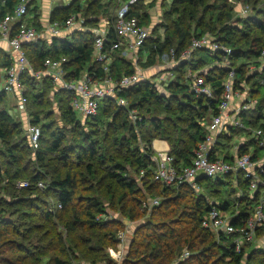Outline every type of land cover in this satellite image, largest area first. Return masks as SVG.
<instances>
[{"label":"trees","instance_id":"obj_1","mask_svg":"<svg viewBox=\"0 0 264 264\" xmlns=\"http://www.w3.org/2000/svg\"><path fill=\"white\" fill-rule=\"evenodd\" d=\"M20 1L22 0H0V19L7 14H13ZM142 1L144 0H137L132 13L148 26L151 24L150 14L139 10ZM156 1L153 0L149 7L154 8ZM207 1L173 0L170 10L165 13L163 35H152L155 31V26L153 27V33L141 49V54L146 51L149 56L140 64L146 68L152 67L171 49L180 53L191 44L194 37L210 34L211 30L217 29L220 25L217 32L211 35L233 50L229 63L231 67L237 69L234 90L243 92L249 87V94L258 100L256 108L243 112L240 116L243 117L246 125L264 129V97L261 96V89L264 87V82L261 80L264 75L257 71L250 72L247 66L256 61L264 49V10L241 18L235 16L234 8L225 3L226 0H217L213 4H208ZM245 1L257 3L261 0ZM116 6H118L116 0H86L84 4H81V0H72L68 6L54 8L50 18L53 21L63 20L80 13L85 19L84 24L93 26L100 17L112 15ZM28 8L29 12L22 20L38 12L36 1L29 2ZM215 10L219 11L217 16ZM173 15H177L175 20L172 19ZM171 20L173 23L169 25L168 22ZM193 24L195 28L192 27ZM30 25H34L37 29L41 28L40 23L33 20ZM92 36L90 30L74 31L66 37L43 39L29 44L25 49L35 70H43L47 58L59 60L66 58L64 69L67 76L78 79L86 70L93 69ZM110 36L111 40L114 39V31H111ZM222 58L206 50L199 51L198 58L192 63H181L173 69L175 77L166 83L164 91L158 90L153 82V76L128 91L119 93L130 102L132 108L141 110L136 121L132 120L126 109L108 98L101 102L95 117L81 119L73 109L72 93L56 90L47 76L38 82L32 73L26 72L22 76V85L27 104L31 99V87L35 89L39 83L42 86L49 85L56 90L58 111L67 124L75 128L81 125L94 127L98 124L100 127L101 123L107 121L106 128L110 129L103 134L104 138L99 140V146L94 135L87 130H82L78 135L77 138L81 142L67 141L63 130L49 131L39 126L40 117L44 113L42 107L48 104L45 100L47 90L42 89L34 94V111L32 110L31 115L33 124L41 129L39 148L33 149L28 135L24 132L20 142L6 144L4 151L0 152V179L12 185L5 194L0 195V264H72L70 260L61 257L69 251L73 252V255L79 251L91 264L103 261L113 264L108 257L107 248L117 246L119 239L115 234H110L108 237L103 230L113 227L119 232L123 222L119 219L97 220L95 213L104 216L108 211L105 204L96 197L82 196L87 203L85 211L87 220H82L77 211L76 197L79 187L85 185L87 191L95 189L92 178L95 176L94 161L99 162L104 170V175L96 185H99V188L106 186L107 191L112 195L120 192V200L130 196L135 200V206H142L146 198L143 199V193V196H140L141 184L146 185L148 193L157 195L158 188H161L162 193L165 194H162L160 205L152 208L151 217L143 228L148 231L143 234L141 241L137 243L134 240L130 241L123 264H264V228L258 231L257 242L245 246L238 253L228 244L226 236H222L221 241L218 242L215 234L202 226L211 205L236 214L232 221L234 225H242L243 221L252 214L261 191L251 194L249 181L242 174L238 177L229 175L217 180L202 177L198 182L203 192L195 191L186 183L167 187L154 179L157 166V162L153 160L155 139L160 138L169 144L168 153L173 158L172 164L178 171L192 166L195 150L208 133L202 121L215 113L223 93L224 80L228 76V67L215 64ZM241 59L249 62H240ZM250 60L254 61L250 62ZM11 63L10 54L0 49V68L10 67ZM204 67H208V71L203 75L211 84L217 100L198 96L191 88L190 79L186 77L189 68L197 72ZM112 69L116 80H119L123 74L135 71L132 61L117 55ZM98 73H102V70L98 69ZM7 96L5 91H0V103L7 99ZM160 104L167 113L164 119L152 110V106L158 107ZM145 107L147 109L142 113V108ZM120 131L123 133L122 136L119 135ZM243 131L234 130L230 135H222L220 143L213 150L212 158L214 159L217 151L226 142L245 133L248 139L236 145L237 154L253 152L255 161L261 159L262 149L249 137L248 132ZM22 132L21 121H16L8 110L0 109V140L11 143L12 139L22 135ZM109 132L113 133L110 138ZM94 133L96 134L97 131L94 130ZM185 135L188 138H185ZM23 147L34 150V160L40 168L27 178L28 187L17 188V182L29 172L27 166H22ZM123 148L126 149V156L123 158L126 163L120 162L117 160L118 156L112 154L116 150L121 154ZM109 154L112 155L107 157ZM73 155L78 162L76 168ZM220 156L226 161L233 159L228 153ZM84 159H89L90 162L86 165L85 171L80 168ZM54 162L60 163L62 169L56 167L55 172L49 171L48 167ZM125 164H129L133 172L141 176L139 179L141 184L132 177V170ZM257 171L259 172L260 168ZM48 177L50 179H47ZM104 180L113 181L117 185L114 186L111 182L110 186L104 185ZM39 182H42L44 187L40 188ZM232 185L236 190L234 204L227 200L210 199L211 195H217ZM26 192L28 194L22 195ZM169 193L174 195L168 196ZM59 204L62 208H58ZM51 207H54V210H51ZM134 210L135 208L130 210L128 218L131 220L137 217L133 214ZM67 211L71 213V217L64 221L63 212ZM15 216L17 219L12 220ZM35 219L38 222H34ZM94 231L99 233L95 234ZM65 232L70 237L69 242L64 237ZM86 244H93V247H85ZM184 252H189V256L182 258ZM50 253L52 254L49 261L43 263V258Z\"/></svg>","mask_w":264,"mask_h":264},{"label":"built area","instance_id":"obj_2","mask_svg":"<svg viewBox=\"0 0 264 264\" xmlns=\"http://www.w3.org/2000/svg\"><path fill=\"white\" fill-rule=\"evenodd\" d=\"M32 1L37 3L39 0H22L15 7L13 14H7L0 19V39L10 44L9 54L12 62L10 67L4 68L5 76L2 90L7 94L15 93L18 96L17 109L26 111L27 97L22 85V76L26 72H30L38 82L47 76L57 90L72 93L74 95L73 109L81 113L83 117H95L99 112L101 102L108 98L121 108L126 109L132 120L136 121L138 118L137 110L132 108L130 102L119 93L126 92L141 81L149 79L144 75L143 69L140 68V62L146 61L149 56L146 51L141 54V49L150 38L152 29L144 25L139 17L132 13L137 0H116L118 6L114 10V14L106 18L100 17L93 26H86L84 24L85 19L80 13L63 20L54 21L51 20V13H49L45 16V23L41 31L34 25H30L27 20H22L29 12L28 3ZM70 3L71 1H68L67 6ZM247 13L248 11L245 10L244 15ZM81 30H90L93 34L91 65L93 69L91 71L86 70L78 79L69 78L64 69L66 58L60 60L47 58L43 70L34 69L26 53L27 45L43 39L66 37L74 31ZM111 31H114L115 34L112 40ZM202 50H206L212 55L222 56L225 62L221 66L229 68L228 76L223 83V93L219 104L215 113L213 112L210 118L205 119L202 123L206 126L208 133L205 140L195 150L192 166L178 171L172 164L173 158L169 155V151L161 152L154 179L167 187L186 183L197 192H203L201 184L198 182L202 177L217 180L229 175L238 177L239 174H242L245 179H248L251 194L258 191L261 193L254 211L243 221L242 225L233 224L232 221L236 214L228 215L229 212L220 210L215 205L210 206V210L202 222L205 229H209L215 234L218 242L221 241L222 236H226L228 244L240 253L245 246L257 242L258 231L264 228V155L255 161L253 152L238 155L237 146L235 152L230 154L233 157L232 161H226L223 156L219 155L218 151L213 159L212 153L220 143V137L230 135L234 130L248 132L249 137L255 140L261 149H264V129L246 125L243 117L240 116L243 112H249L256 108L258 100L249 94V87H246L243 92L234 90L237 69L231 67L229 63V58L233 53L232 48L208 35L194 37L190 47L180 53L171 49L169 53L162 56L161 59L170 60L167 64V67H170V71L167 72L169 75L154 78L153 82L156 86L161 84L164 88L166 83L175 77L173 69L181 63H192L195 52ZM116 55L132 61L135 67L134 72L123 74L119 80L115 79L112 71ZM256 62L253 67H248L250 72L257 71L264 75V49ZM98 69H101L102 73L99 74ZM207 71L208 67L197 72L189 68L188 74L191 75L188 78L191 88L198 96L217 100L211 84L206 81L203 75ZM261 82H264V77ZM26 133L33 149H38L41 139L40 127L28 123ZM259 168L260 171L258 172ZM18 186L28 187L29 183L27 181L18 182ZM38 186L44 187V184L39 182ZM160 203V199L154 198L150 202H145L144 207L147 208L149 205L154 207ZM58 208H62V205L59 204ZM119 238L121 249L112 252L116 257L123 255L122 252L128 237L124 231H121ZM189 254V252H184L182 258L189 256Z\"/></svg>","mask_w":264,"mask_h":264},{"label":"rangeland","instance_id":"obj_3","mask_svg":"<svg viewBox=\"0 0 264 264\" xmlns=\"http://www.w3.org/2000/svg\"><path fill=\"white\" fill-rule=\"evenodd\" d=\"M153 0H144L141 2L140 8L139 10L144 13V12H148L150 14V17L152 18L153 24H155V31L152 35L154 36H162L164 31H165V21H164V17H165V13L167 10H170L171 5L173 0H157L155 7L154 8H150L149 4L152 2ZM84 2H86V0H81V4H84ZM217 0H208L207 3L208 4H213L216 3ZM224 3V2H223ZM225 3H228V5L230 7L234 8V13L236 14V17H241L244 18L246 15L248 14H252L256 11H262L264 10V0H261L259 2H255V1H251L250 3L246 2L245 0H226ZM222 4V3H221ZM117 7V6H116ZM115 10V9H114ZM114 10L113 13L114 14ZM202 10V9H201ZM247 10L248 13L246 15H244V11ZM219 14L218 10H215V16H217ZM103 17H107V16H103ZM177 18V15H173L172 19L175 20ZM208 18V16H207ZM262 18V17H261ZM169 25H171L173 23V21L171 20L170 22H168ZM215 24V23H214ZM242 26V25H241ZM193 28H195V24H193L192 26ZM220 28V25L217 26V29H213L210 31V34L208 33L207 35L210 36L211 38H213V33L217 32V30ZM194 31V29H193ZM212 34V35H211ZM214 39V38H213ZM191 45V44H190ZM190 45L188 47H190ZM187 47V48H188ZM199 56V51L195 52V55L193 57L194 60H196ZM254 61V60H250ZM257 61V60H256ZM247 64V66H254L255 62ZM170 62V60L167 59H159L156 63V70L157 73L154 74V78H161L162 76H168L167 72L169 70L170 67H167V64ZM223 62H225V59L222 58L221 61H216L215 64L221 65L223 64ZM240 62H249V60L245 61V59H241ZM165 65V67H164ZM161 67V69H160ZM163 67V68H162ZM140 68L143 69L144 71V75H148V72L151 71L153 67H144L142 64H140ZM207 68V67H204ZM204 68H202L201 70H204ZM148 71V72H147ZM191 74L186 73V77H190ZM54 86V85H53ZM159 91H164L163 86L160 84L157 86ZM32 88V87H31ZM30 88V95H31V99L29 101V103L27 104L26 107V111H25V118L23 117L22 113H18L17 111H15V106H16V100L11 98L10 96H12V93L8 94L9 96H7V99L5 98L3 100L2 103H0V109H6L9 111V113L11 114V116L16 120V121H21L22 123V127H23V132L22 135H20L19 137H16L14 139H12L11 143H4L0 140V152L4 151L6 144L7 145H11L13 144V142H20V138H22V136H24V132L27 131V125L28 123H32V110L33 109V105H34V100H33V96L35 93L39 92L42 89H46L47 90V94L45 96V100L48 102L47 105H45L44 107H42L43 110V115L40 117V122L38 123L39 126L43 127V129L47 128V130L51 131L52 129H60L63 130L64 133L66 134V140L70 141V142H81V140H79L77 137L80 134V132L82 130H87L90 132L91 135H94V139L97 140V145L99 146V140L101 141L104 136L103 134L110 129L109 127L106 128V123L107 121H105L104 123H101L100 127L99 124L96 126H92V127H86L84 125H81L79 127H74L73 125L67 124L65 122V120H63L60 117L59 111H58V105H57V100H58V96L56 95V88L54 86V89L52 86L46 85V86H42L41 83L37 84L35 86V89H31ZM0 91H2V85L0 86ZM4 91V90H3ZM261 96L264 97V87H262L261 89ZM152 110L156 115H159L161 118H165V116L167 115L165 108L162 104L158 105V107H154L152 106ZM146 107L142 108V113H144L146 111ZM137 110V109H136ZM140 113L141 110L139 109ZM139 111L137 110V113H139ZM77 116L81 119H83V115L79 112H77ZM210 117H208L209 119ZM203 123V121H202ZM100 129V130H99ZM92 130V131H91ZM94 130L97 131V133H94ZM244 132V131H243ZM27 134V133H25ZM112 132H109V138L112 136ZM121 134V136L123 135L122 131L119 132V135ZM28 135V134H27ZM125 137V136H123ZM185 138H188L187 135H185ZM248 139V136L245 133H242V135H237L235 136V138H233L231 141L226 142L225 145H223V147H220V149L218 150L219 155L221 154H233L235 152V147L237 145V143H240L242 141L246 142V140ZM155 140H160V141H164L162 139H155ZM154 140V141H155ZM110 141V140H108ZM107 141V143H108ZM28 144V143H27ZM109 144V143H108ZM168 144V143H167ZM169 145V144H168ZM170 149V146H169ZM154 153H153V160L156 161L158 163V160H160V154L161 152H165V151H161V150H157L153 147ZM169 151V150H168ZM24 156V162L22 166H27L29 168V172L26 176H24L22 179H20L21 181L18 182H25V181H29L27 178L33 174V172H37L38 169L40 168L39 165L35 162L34 160V150H31L30 148L28 149H24L23 147V152L21 153ZM112 154L117 155V160H119L120 162L122 161L123 163H126L125 161H123V158L126 156V149L123 148V150L121 151V154L118 152V150H116V152H113ZM112 154L107 155V157L111 156ZM262 154L264 155V149H262ZM73 163L75 168L77 167L78 162H76L75 157L73 155ZM90 163L89 159H84L83 161V165L80 166V168H82L84 171L86 170V165ZM94 169H95V176L93 178L94 180V184H95V189L93 191H87L85 189V185H81L79 187L78 193H77V199H76V203H77V211L79 213V216L81 217L82 220H87L86 218V214L85 211L87 210L86 208V201L84 200V198L82 199V196L86 197H96L98 198L100 201H102L108 211L107 215L102 216V214H96V219L97 220H113V219H119L123 222L122 224V229L119 231H124V233L127 235V240H126V245H124V249H123V255L121 257H116L114 256V253H112L113 251H117L120 250L121 248L119 247L120 244V238H119V232H116L115 228L113 227H109L106 231L103 230L104 233L107 234L108 237H110V234H115L117 235L118 239H119V244L115 247H109L107 248V253H108V257L113 261H111L113 264H123V260L126 257V251L128 250L127 246H129L130 241L134 240L136 243L141 241L140 239H142L143 234H145L148 230H144V226L146 225V223L148 222V219H150L151 215L150 213L152 212V206H148L147 208L144 207V203L145 202H150V200H152L153 198H158L160 200H162L163 196H162V190L161 188H158L157 190V195H153L151 193H148L146 190V185H142L141 181L139 180L141 176H138L136 172H133L134 170H132L131 166L129 164H125L127 165V167H129L132 170V177L135 178L136 180L139 181V183L141 184L142 190L140 193V196L143 193V199L146 198V200L141 204L142 206H135V200H133L132 197L128 196L126 198H124L123 200H120L119 195L120 192H116L114 195L111 194V192L107 191V187H101L99 188V185H96L100 178H102V176L104 175V170L102 169V167L99 165V162L94 161ZM56 167L61 168V164L58 162H54L52 163L51 167H48L49 171H53L55 172ZM47 179H50V177H48ZM18 182L16 184L17 188H26V187H20L18 186ZM110 182L111 184H113L114 186H116L117 184L114 183L113 181H109V180H104L103 184L104 185H109L110 186ZM150 183V182H149ZM83 184V183H82ZM9 187H12V185L8 184V182H6L5 180H1L0 179V195L5 194V192L7 191V189ZM236 187V186H235ZM42 188V187H40ZM144 188V189H143ZM118 190V189H117ZM144 190V191H143ZM174 190V189H172ZM21 191V190H20ZM120 191H122L120 189ZM38 194L40 193L39 191H36ZM147 192V194L145 193ZM236 190L234 189V186H230L228 189L226 190H222L221 192H219L217 195H211L210 199H214L216 201H220V200H227L228 202H232L234 204V202L236 201V195H235ZM30 193V192H29ZM24 194H28V192L23 193ZM165 195V194H163ZM174 195V193H169L168 196H172ZM210 195V194H209ZM9 195H7V198ZM55 203V202H53ZM238 206V205H236ZM132 208H135V210L133 211V214L137 217H135V219H130L128 218L130 215V210ZM231 208H234L231 206ZM238 208V207H237ZM54 210V208H52ZM10 210V209H9ZM151 210V211H150ZM12 211V210H11ZM69 211V210H68ZM63 212V220L65 221L66 219H69L70 216V212ZM234 211V210H233ZM228 215H232V212H229ZM8 218H10V216H7ZM17 217H13L12 220H16ZM34 222H38V220H34ZM59 224L60 221H58ZM63 224V223H62ZM136 231L138 232V234H136ZM101 232V230H100ZM95 233V231H94ZM99 233V232H98ZM95 233V234H98ZM139 235V236H138ZM64 237H66L67 241L69 242L70 237L67 236L66 232L64 233ZM66 242V243H68ZM262 244V242L260 243ZM85 247H93V244H86L84 245ZM52 253H50L49 255L45 256L43 258V263L44 262H48L50 259ZM54 254V251H53ZM72 254V255H71ZM61 257L70 260L72 262V264H91L89 263L82 255L79 251L76 252V255H73V252L69 251L67 252V254L62 255ZM98 264H108L107 261H103L101 263Z\"/></svg>","mask_w":264,"mask_h":264},{"label":"crops","instance_id":"obj_4","mask_svg":"<svg viewBox=\"0 0 264 264\" xmlns=\"http://www.w3.org/2000/svg\"><path fill=\"white\" fill-rule=\"evenodd\" d=\"M68 1H72V0H39L36 3V5L38 7V10H37L38 12L31 14L26 20L29 24L32 20L34 22L40 23L41 28H38V30L41 31L43 29V26L45 23V16L48 15L49 13H51L52 10H54V8H56V7L67 6ZM153 22L154 21H152V18H151L150 19L151 24L148 25V27H150L151 29H153V27L155 26V24H153ZM0 49L9 53L10 52V44L7 41H3L2 39H0ZM156 67L157 66L155 64L154 68L151 71H149V72L147 71L148 75H146V76L149 78H152L153 75L157 73ZM164 67H165V65H164ZM160 69H161V67H160ZM4 76H5L4 67H1L0 68V86L2 85V87L4 84ZM10 97L16 100L15 111H17L19 114L22 113L23 117L25 118V111L23 112V111H20L19 109H17L18 96L15 93H12V96H10ZM153 147L155 149L161 150V151H168L169 150V145L167 144V142L160 141V140H155L153 142Z\"/></svg>","mask_w":264,"mask_h":264}]
</instances>
